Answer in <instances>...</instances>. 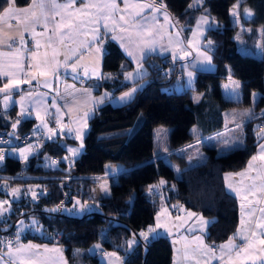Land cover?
<instances>
[{"label": "trees", "instance_id": "obj_1", "mask_svg": "<svg viewBox=\"0 0 264 264\" xmlns=\"http://www.w3.org/2000/svg\"><path fill=\"white\" fill-rule=\"evenodd\" d=\"M151 1L166 10L183 37L199 13L211 15L212 22L200 46L210 55L213 71L197 70L191 86L173 91L169 86L175 79V67L165 56L148 55L142 61L148 70L146 83L128 102L103 103L94 109L83 137V151L71 164L63 160L66 149L58 134L45 139L23 161L4 156L0 180L11 186L38 185L45 194L35 201L22 196L9 201L7 213L0 220V236L13 233L17 219L34 216L42 233H26L21 240L53 242L55 232L58 235L55 243L63 247L68 264H102L99 254L111 251L125 254V264L140 253L138 264H170L168 239H146L141 235L152 226L154 213L162 202L170 210L176 206L212 218L205 233V241L210 245L227 240L236 231L238 202L226 190L223 176L243 169L264 139L258 132L264 127V45L260 56L239 51L234 37L236 27L229 16L235 0H201L195 7L189 6L191 0ZM29 2L15 0L14 7H24ZM244 4L256 14L244 20L245 24L253 25L245 33V47L255 52L258 26L264 25V0H245ZM6 7L7 0H0V14ZM123 65L122 56L105 43L101 69L111 79L101 81L96 90L116 92L127 87L121 82ZM164 67L170 68L168 76L159 77L158 70ZM229 77L241 82L239 100L223 96L219 83ZM191 92L198 93L199 98L195 100ZM253 92L259 93L254 112L234 122L241 129L236 141L239 145L218 150L203 144L202 159L178 172L154 150L153 127H170L165 151L173 152L221 132L225 127L224 110L249 106ZM15 121L16 104L8 108L0 106V136L7 135ZM33 124L32 120H20L15 135L37 133ZM51 160L55 165L47 164ZM108 163H120L123 169L115 175V181H110L108 195L97 199L95 208L80 216L50 209L74 200H90L93 179L102 175ZM158 180L164 182L161 193L149 190ZM132 236L137 243L126 254V240ZM94 243L99 245L98 250H89Z\"/></svg>", "mask_w": 264, "mask_h": 264}, {"label": "crops", "instance_id": "obj_2", "mask_svg": "<svg viewBox=\"0 0 264 264\" xmlns=\"http://www.w3.org/2000/svg\"><path fill=\"white\" fill-rule=\"evenodd\" d=\"M40 2L45 5L43 9L39 7ZM14 9V13L4 14L0 19V89L10 82H27L0 92V106L8 108L15 103L16 120H32L33 128L44 137L52 135L50 129H55V135L80 138L85 135L88 120L97 106L128 102L147 81L144 77L148 70L142 61L148 55L165 56L175 67V79L169 86L173 91L191 86L197 70L214 69L211 58L208 59L210 55L200 46L212 22L211 15L205 11L197 15L183 37L166 10L151 0H75V3L72 0H37L35 6L30 0L26 6ZM94 36L98 39L94 40ZM18 40L21 44L15 45ZM105 43L122 56L125 64L120 67L121 82L128 86L116 92L96 90L101 81L111 79L101 69ZM132 89L135 91L130 98L120 99ZM16 142L15 138L7 137L3 144L8 149L4 152L21 146ZM263 143L262 140L257 145L243 169L224 173L225 188L238 202V227L227 240L215 245L206 243L205 233L212 218L179 208L177 213L170 214L168 205L163 202L159 205L144 238L168 239L170 264H253L249 257L264 258V244H261L264 227H258L264 225ZM36 149H32L33 152ZM182 149L167 155L175 157ZM202 157L203 152L198 161ZM63 160L72 163V160ZM47 164L53 166L55 161ZM104 172L93 179L96 192L92 191L90 200L83 201L88 211L95 208L99 197L108 195L109 189L104 187L102 193L97 187L101 186L99 179L104 177ZM108 178L112 181L110 176ZM162 187L160 182L154 192L161 193ZM31 189L29 185L21 187L23 193L25 190L32 193ZM18 197L14 196L13 200ZM73 204L74 201L65 206L70 208ZM62 206L64 204L59 205ZM4 213L0 220L6 215ZM158 224L161 227H157ZM41 233L42 230L37 235ZM22 236L14 229V244L0 245V264H68L61 245L31 239L23 241ZM136 243L133 236L126 240V254ZM124 257L125 254L112 251L99 254L102 264H125ZM140 259L141 253L128 264H138ZM256 264H260L259 260Z\"/></svg>", "mask_w": 264, "mask_h": 264}, {"label": "rangeland", "instance_id": "obj_3", "mask_svg": "<svg viewBox=\"0 0 264 264\" xmlns=\"http://www.w3.org/2000/svg\"><path fill=\"white\" fill-rule=\"evenodd\" d=\"M245 0H235V2L230 6L229 8V16L231 20V24L236 27V32H235V40L237 42V46L239 51L243 53H250L254 54L256 56L261 55V51L264 45V25L258 26V31H259V38H258V43L256 46V51L254 52L252 49L246 48L245 47V33L249 32L253 25L251 24H245L244 20V14L247 11L250 12L251 18L254 17L256 14L252 8L244 4ZM200 4V0H191L189 3L190 7H195ZM235 13V15H233ZM250 18V19H251ZM247 21V20H246ZM240 85L241 82L238 81L235 78H227L221 81L219 83V86H221L222 93L224 98L231 99V100H239L240 99ZM191 96L196 100L199 98V94L195 92H191ZM259 98V93L258 92H253L252 97H251V104L247 107H236V108H229L224 110L223 112V118H224V129L219 132L216 135H212L210 137L205 138L204 140H198L195 142L190 143L189 146L183 147L182 150H180L178 153L175 154V157L167 155V152L165 151V146L167 144V137H168V132L170 127L168 126H155L152 128V140L154 144L156 145L155 151L157 154H159L166 163L170 164L176 172L177 169H181L187 165L193 164L198 161L200 155L203 152L202 145L206 146H213L216 149H222L225 146L228 147H234L237 144V139L240 138L241 135V129L236 128V124H234L235 121L249 117L252 115V113L255 110V105L256 102ZM194 127L191 128L193 131ZM259 134L264 135V127H262L259 131ZM52 135L46 136L45 138L51 137ZM83 136L80 138L73 137L72 140L73 142H68L65 141L64 138L71 139L67 135H59V140L60 143L64 144L66 153L65 156L63 157L64 159L68 161H73L74 158H76L82 151H83ZM264 142V139H263ZM264 144V143H263ZM20 149H28L24 153V156L22 157L20 154ZM77 150L75 152L70 151V150ZM33 150L29 149L27 146L21 145L17 146L13 151L5 153V156H16L20 160H25L27 157L31 156L33 154ZM189 157L192 158V162L189 163ZM123 169L122 164L120 163H108L105 166V172H104V177L99 179V183L101 186H97L99 190L103 193L104 187L106 189H109V181L111 177L112 181H115V174H117L120 170ZM161 180H158L156 183H153L149 186V190L156 189ZM34 188V189H33ZM35 188H37L35 190ZM39 187L32 186L31 192L30 193L28 190H25L26 193L22 192L20 186H11L9 185L6 181L0 180V202H4L3 204H0V217L3 215V213H7V206L9 204V201L13 200V197L16 196L18 197L21 194H25V198H29L31 201H35L38 199V197L43 193L41 192ZM97 190L96 187H92L91 193L93 190ZM38 191H40L38 193ZM33 192L36 193L35 198H33ZM96 192V191H93ZM100 192V193H101ZM3 194V195H2ZM87 203V202H86ZM84 206V208H82ZM65 207L67 206H55L51 207L50 209L52 211H58L61 213L69 214V215H74V216H80L84 212H89L87 204H83L82 201L80 200H74V204L72 207L67 208L65 210ZM82 208V210H81ZM91 211V210H90ZM4 213V214H5ZM15 230L17 235L20 234H38L41 232V226L39 225V221L37 220L36 217L34 216H28L24 219L20 218L17 219L14 222ZM97 243H94L90 246L89 250H94L97 249ZM101 252V251H100Z\"/></svg>", "mask_w": 264, "mask_h": 264}, {"label": "snow or ice", "instance_id": "obj_4", "mask_svg": "<svg viewBox=\"0 0 264 264\" xmlns=\"http://www.w3.org/2000/svg\"><path fill=\"white\" fill-rule=\"evenodd\" d=\"M7 3H8V7L4 8V10H3V14H0V19H3V18H4V14H11V13H14V12L16 11V10L14 9L15 0H7ZM72 3H75V0H72ZM36 4H37V0H33V5L35 6ZM114 6H115V5H113V7H114ZM39 7H40L41 9H43V8L45 7V5L43 4V2H40V3H39ZM53 7H56V5L53 4ZM25 11H26V10H25ZM246 11H247V10H246ZM32 15H33V17H35V13H34V12L32 13ZM233 15H235V13H233ZM207 22H208V21L205 20V23H207ZM93 39L96 40V39H98V38L94 36ZM97 51H100V49H97ZM129 55H131V53H129ZM208 59H210V57H209ZM73 70H75V69H73ZM141 71H142V69H141ZM188 75H189V77H191L192 73L189 72ZM128 76L131 77L132 74L129 73ZM26 82H27V81H14V82H10V83H8V84H5V85H4V88L0 89V92H4L5 90H11V89H14V88H16V87H19V85H20L21 83H26ZM134 91H135V89H132L130 92H125V93L120 97V99H121V100H124V99H126V98H130V97L132 96V93H133ZM7 99H8V97L6 96V97H5V100H7ZM24 114H25V113H24L23 110H22V112H21V116H23ZM38 118H39V117H38ZM17 123H19V121H17ZM12 127L15 128V127H16V123H14V124L12 125ZM50 131L55 132V129H50ZM262 148H264V146H262ZM26 151H28V149H20V154H21L22 157L24 156V153H25ZM70 151L75 152V151H77V150L73 149V150H70ZM3 158H4L3 151L0 150V160H3ZM261 158L264 159V156H262ZM253 159H255V157H254ZM191 162H192V158L189 157V163H191ZM177 171H180V169H177ZM161 183H164V182L161 181ZM35 196H36V193L33 192V198H35ZM3 203H4V202H0V204H3ZM54 211H55V209H54ZM157 227H161V225L158 224ZM258 227H264V225H258ZM151 231H155V230H154V229H151ZM141 235L146 237V234H145V233H141ZM253 235H255V233H254ZM261 244H264V240L261 241ZM229 246H231V242H230ZM96 247H99V245H97ZM221 247L223 248L224 246H221ZM18 251H19V250H18ZM111 255L114 256L115 253H112ZM237 255H239V253H237ZM249 259L252 260L253 264H256V261H257V260H259L260 264H264V258H262V257H255V256H254V257H249Z\"/></svg>", "mask_w": 264, "mask_h": 264}, {"label": "built area", "instance_id": "obj_5", "mask_svg": "<svg viewBox=\"0 0 264 264\" xmlns=\"http://www.w3.org/2000/svg\"><path fill=\"white\" fill-rule=\"evenodd\" d=\"M21 42L18 40L15 42V45H20ZM170 71L169 67L159 68L158 75L159 77L162 76H168V73ZM7 135L0 136V150L3 151V154L5 155V150L8 149L7 146H5L3 143L7 140ZM45 140V137L43 133H25L22 136H19L16 142V145H24L27 146L29 149H36L40 143H42ZM178 208L176 206H173V208L170 210V214L177 213ZM53 243L57 241L58 235L54 232L53 233ZM46 238V237H44ZM14 244V230L11 234L1 235L0 236V245L1 246H10Z\"/></svg>", "mask_w": 264, "mask_h": 264}, {"label": "water", "instance_id": "obj_6", "mask_svg": "<svg viewBox=\"0 0 264 264\" xmlns=\"http://www.w3.org/2000/svg\"><path fill=\"white\" fill-rule=\"evenodd\" d=\"M244 17H245V19H246L247 21L250 20V18H251V14H250V12H249V11H246L245 14H244ZM14 123H16V126H17V124H18L17 121L13 122L12 125H13ZM12 125H11V127H10V131L7 133V136H8V137L15 138V139L17 140L18 137L15 135L16 127L13 128ZM52 136H55V132H52Z\"/></svg>", "mask_w": 264, "mask_h": 264}]
</instances>
